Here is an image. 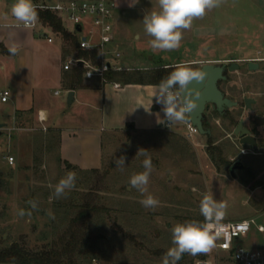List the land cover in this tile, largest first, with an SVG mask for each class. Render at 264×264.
<instances>
[{
    "label": "rangeland",
    "instance_id": "rangeland-1",
    "mask_svg": "<svg viewBox=\"0 0 264 264\" xmlns=\"http://www.w3.org/2000/svg\"><path fill=\"white\" fill-rule=\"evenodd\" d=\"M155 5L156 0H139L123 10L124 16L115 14L121 60L149 70L192 59L219 64L234 60L240 69L228 73L220 88L239 102L229 110L231 116L237 122L243 120L252 132L253 124L264 118V0H222L204 18L194 20L191 29L184 32L181 46L170 52H154L147 43L150 37L145 35L141 21ZM10 10L11 4L0 0V24L19 23ZM63 26L74 29L65 18ZM249 63L258 68L249 70ZM4 90H9L10 97L8 103H2L0 96V124H5L0 127V248L15 242L31 251L49 248L67 230L88 192H93V202L101 212L86 228L79 255L82 264H162L163 255L172 246L171 227L186 220L203 221L199 203L204 194L226 203L227 220L255 219L264 224V189L260 186L264 182L263 125L259 126L254 150L241 145L233 135L237 125L216 118L212 108L206 112L213 146L223 151L227 162L219 171L207 155V136L197 134L187 139L160 129L125 128L105 135L102 169L96 174H82L60 162L56 133L48 126L44 128L36 114L13 118L17 87L9 61L0 58V94ZM55 90L52 84L45 87L49 101L55 100ZM61 93L60 99L65 97ZM245 98L254 100L250 109L245 107ZM180 127L177 132L184 134ZM141 148L148 150L154 166L148 185V193L160 201L154 211L142 207L139 201L143 197L128 186L130 175L143 171L144 157L136 156ZM121 155L126 157L123 172L113 162ZM233 166L242 167L235 170L236 179L230 174ZM68 172L76 174L75 188L67 198L52 199L54 186ZM30 200L38 201L37 210L31 209ZM20 209L31 211V215L19 217ZM253 239L258 241L256 247H264V235ZM253 239L245 246L253 247ZM203 257L185 254L178 264H193Z\"/></svg>",
    "mask_w": 264,
    "mask_h": 264
},
{
    "label": "crops",
    "instance_id": "crops-1",
    "mask_svg": "<svg viewBox=\"0 0 264 264\" xmlns=\"http://www.w3.org/2000/svg\"><path fill=\"white\" fill-rule=\"evenodd\" d=\"M68 1L71 0H38L39 3L35 4L54 5ZM130 2L131 0H114V42L109 45L110 51L119 48L114 28L115 14L124 16L123 10L130 7ZM65 30L75 36L78 42L86 35L75 34L74 29ZM49 38L52 39L50 43ZM14 44L20 45V51L16 55L9 51ZM3 48L11 55H3L0 58L9 61L17 87L13 99V118L34 113L38 120V115H41L44 118L41 123L43 127L48 126L52 133H56L59 160L66 168L68 166V169L82 174L99 172L103 165V141L108 133L119 132L125 128L136 131L160 129L165 132L162 128V106L156 103L153 97L156 86L122 84L117 81L102 84L98 78L87 81L83 76L79 88L69 89L67 76L75 67L64 71L63 66L74 58L72 49L60 35L54 34L48 27L29 28L9 23L0 24V54ZM181 63H190L193 66L212 62L203 63L192 59L166 66ZM118 64L128 71L149 70L143 66L135 68L123 60H119ZM2 69L6 70V67ZM113 83L119 84L120 88H115ZM50 84L57 87L53 93L54 101H49L44 92L45 87ZM61 91L65 93L62 99ZM56 92L59 94L55 95ZM69 92H73L70 103ZM8 102L9 98L6 103ZM66 107H70V111H65ZM177 131L170 134L184 136Z\"/></svg>",
    "mask_w": 264,
    "mask_h": 264
},
{
    "label": "clouds",
    "instance_id": "clouds-1",
    "mask_svg": "<svg viewBox=\"0 0 264 264\" xmlns=\"http://www.w3.org/2000/svg\"><path fill=\"white\" fill-rule=\"evenodd\" d=\"M139 0H131L129 6H135ZM222 0H156V5L146 11L141 23L149 47L154 52H170L181 46L184 32L191 29L193 21L202 19L208 12L219 7ZM37 6L33 0H13L11 15L19 23L17 27H34L38 21ZM6 18V17H5ZM11 54L20 51V45L14 44L9 48ZM173 70L162 78L156 86V103L162 106V123L171 128L174 124H187L190 113L198 108V98L201 91L189 87L193 81L200 84L205 81L207 72L202 68L193 67L190 63L172 66ZM136 156H143V171L132 173L128 180L130 189H135L143 197L139 203L147 210L154 211L160 201L148 193V185L153 172V162L147 149H139ZM113 162L118 171L123 172L126 166L124 155L114 157ZM76 174L68 172L54 186L52 199L67 198L76 186ZM32 210H37L38 201L30 200ZM200 215L203 221L186 220L174 224L171 229V247L162 257V264H178L185 254L196 257L207 255L216 247L219 233L214 229L220 224L226 214L227 205L218 201L210 194H204L199 203ZM19 217L31 215L20 209Z\"/></svg>",
    "mask_w": 264,
    "mask_h": 264
},
{
    "label": "built area",
    "instance_id": "built-area-1",
    "mask_svg": "<svg viewBox=\"0 0 264 264\" xmlns=\"http://www.w3.org/2000/svg\"><path fill=\"white\" fill-rule=\"evenodd\" d=\"M36 6V9L49 10L54 13L62 23L65 18L73 24L75 34H86L79 39L80 49L95 50L99 53L101 60L99 65H94L89 60L71 58L63 66L64 71L80 67L79 63H81L80 68L83 70L85 80L98 78L102 84H106L107 73L127 70L118 64L122 58L121 53L117 49L112 51L109 49V45L114 42L113 19L116 6L113 0H71L54 5ZM37 26L47 28L39 19L34 27L29 28ZM77 27L80 28V32L77 31ZM48 42H52V39L49 38ZM113 86L120 88L117 83H113ZM58 94V92L55 93V95ZM8 98V91L1 93L2 103H6ZM38 120L40 123L44 122L41 115H38ZM180 126H183L184 136L187 139L198 134L197 129L190 122L174 124L171 128L162 123L163 130L168 133H175L181 128ZM8 161L13 164L14 159L9 157ZM214 231L219 233L216 241L217 247L194 264H264V247H256L258 241L253 239V236L264 235V224H258L255 219L229 221L224 216ZM252 239L256 243H253V247H246L245 243Z\"/></svg>",
    "mask_w": 264,
    "mask_h": 264
},
{
    "label": "trees",
    "instance_id": "trees-1",
    "mask_svg": "<svg viewBox=\"0 0 264 264\" xmlns=\"http://www.w3.org/2000/svg\"><path fill=\"white\" fill-rule=\"evenodd\" d=\"M37 1L38 0H33V2ZM36 10L38 12L39 21L44 26L48 27L54 34L60 35L65 43H68L72 49L74 58L89 60L94 65L100 64L101 60L99 53L95 50L80 49L77 38L65 30L63 23L54 13L49 10ZM1 54L7 56L11 55L4 48L1 50ZM172 70V66L158 67L153 70H124L107 73L105 79L107 82L117 81L122 84L157 86L161 79L167 77ZM67 79L69 89L73 90L79 88L83 81V70L80 67H76L68 74ZM213 113L216 118L219 117L223 120H227L231 125H237L238 123L236 119L231 116L229 110H226L223 115L218 114L217 111ZM253 125L252 130L255 132L259 129V126H264V118ZM204 128L211 132V124L206 115L204 119ZM210 137H208L206 152L212 164L219 171L227 162L223 151L213 146ZM173 143L176 145L178 141L176 140ZM90 173L96 174L98 171H91ZM260 186H263L264 189V182H260ZM92 194L93 192H88V195L84 196L83 203L77 206V213L75 217L70 220L67 230L59 236L57 240H53L49 248L40 251H31L20 242H15L6 248H0V264H82L79 255L85 243L86 228L90 220L101 212V208L93 202L94 199ZM130 238L133 239L132 236ZM92 260L93 259H89V262Z\"/></svg>",
    "mask_w": 264,
    "mask_h": 264
},
{
    "label": "water",
    "instance_id": "water-1",
    "mask_svg": "<svg viewBox=\"0 0 264 264\" xmlns=\"http://www.w3.org/2000/svg\"><path fill=\"white\" fill-rule=\"evenodd\" d=\"M9 4L13 0H7ZM80 32V28H76ZM234 61V60H233ZM233 61L230 64L226 63H206L202 64L199 68H202L207 72V77L204 82L197 84L195 81L189 85V87L198 88L201 91V96L198 98V108L190 113L189 122L198 131L201 136H211V132L205 130L204 119L206 112L212 108L217 111L218 114L223 115L226 110H230L239 106V102L230 99L226 93L220 88L222 82L227 81L228 73L237 71L240 69V65L235 64ZM81 67L82 64L79 63ZM249 70H256L258 68L257 64L249 63ZM73 92L68 94V103L72 101ZM254 100L245 98L244 104L247 109H250ZM5 126V124H0V127ZM259 132L256 130L254 134L251 133L250 129L245 126L243 120H240L233 131L234 136H238L239 143L243 146H251L254 150H257V136ZM241 169L239 166H233L230 169V174L234 179H236L235 170Z\"/></svg>",
    "mask_w": 264,
    "mask_h": 264
},
{
    "label": "flooded vegetation",
    "instance_id": "flooded-vegetation-1",
    "mask_svg": "<svg viewBox=\"0 0 264 264\" xmlns=\"http://www.w3.org/2000/svg\"><path fill=\"white\" fill-rule=\"evenodd\" d=\"M251 133L254 134V131H252ZM239 167H241V166H239ZM241 168H242V167H241Z\"/></svg>",
    "mask_w": 264,
    "mask_h": 264
}]
</instances>
